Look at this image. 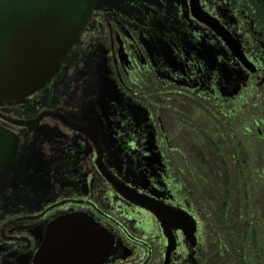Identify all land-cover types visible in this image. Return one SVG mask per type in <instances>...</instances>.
Segmentation results:
<instances>
[{"label":"flooded vegetation","instance_id":"flooded-vegetation-1","mask_svg":"<svg viewBox=\"0 0 264 264\" xmlns=\"http://www.w3.org/2000/svg\"><path fill=\"white\" fill-rule=\"evenodd\" d=\"M263 115L257 0H104L44 88L0 102V264H249L231 193Z\"/></svg>","mask_w":264,"mask_h":264},{"label":"water","instance_id":"water-1","mask_svg":"<svg viewBox=\"0 0 264 264\" xmlns=\"http://www.w3.org/2000/svg\"><path fill=\"white\" fill-rule=\"evenodd\" d=\"M103 1L0 0V102H18L44 88ZM2 137L0 192L15 156L14 143ZM159 219L163 223L162 216ZM105 242L107 254V237Z\"/></svg>","mask_w":264,"mask_h":264},{"label":"rangeland","instance_id":"rangeland-1","mask_svg":"<svg viewBox=\"0 0 264 264\" xmlns=\"http://www.w3.org/2000/svg\"><path fill=\"white\" fill-rule=\"evenodd\" d=\"M252 100L253 99H251V101ZM251 103L252 102H250V104ZM256 109L257 108L255 107L254 110L256 111ZM250 114H252V110H250ZM260 128L264 132V125H262V122ZM248 149L249 158L247 176L238 178L237 176L233 177L234 179L236 178V182L235 185L232 186L233 191L231 194L233 207L236 206V214H239L242 211L243 204L245 206L244 216H242L241 220L239 219L237 225H233V229L234 233L235 230L241 229L240 221H242L244 227L248 226L249 231L240 246L243 248L242 250L245 251L249 264H264V175L261 174V169L264 168V143L257 138L256 126L254 124L252 125V131L249 134ZM256 170H259V172H255ZM234 199L237 200V203ZM224 214L223 211L221 214L222 217ZM221 227H218L217 230L221 233V238L225 243L224 234L226 230L225 227ZM252 230L258 231L255 233V236L251 234ZM253 236L255 238H253Z\"/></svg>","mask_w":264,"mask_h":264},{"label":"trees","instance_id":"trees-1","mask_svg":"<svg viewBox=\"0 0 264 264\" xmlns=\"http://www.w3.org/2000/svg\"><path fill=\"white\" fill-rule=\"evenodd\" d=\"M257 2L259 3L260 11H261L262 16H263V18H264V0H257ZM224 179H225V182H224L223 184H224L226 187H229V186H230V178H229V177H224ZM233 185H235V181L233 182ZM244 228H245V230H243V233H244V234H247L248 231H249V228H248V226H245ZM256 232H258V231H254V230H252V231H251V234H253V235L255 236V233H256ZM254 236H253V238H255Z\"/></svg>","mask_w":264,"mask_h":264}]
</instances>
